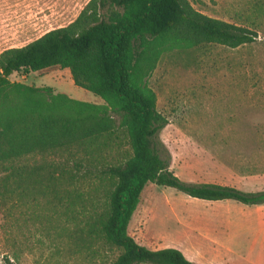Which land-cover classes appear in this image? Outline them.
I'll list each match as a JSON object with an SVG mask.
<instances>
[{"label":"rangeland","instance_id":"rangeland-1","mask_svg":"<svg viewBox=\"0 0 264 264\" xmlns=\"http://www.w3.org/2000/svg\"><path fill=\"white\" fill-rule=\"evenodd\" d=\"M89 1L0 0V54L68 26ZM186 1L257 38L235 49L204 44L160 56L147 80L166 121L157 142L169 156L170 171L185 183L264 191V0ZM9 79L103 105L57 66ZM117 145L92 159L85 150H54L21 161L38 170L25 190L12 180L7 184L0 264L114 261L118 251L105 246L97 228L112 189L100 168L116 164L121 150H128L125 141L119 151ZM128 234L150 250L177 249L193 264H264V205L203 201L149 184Z\"/></svg>","mask_w":264,"mask_h":264},{"label":"trees","instance_id":"trees-1","mask_svg":"<svg viewBox=\"0 0 264 264\" xmlns=\"http://www.w3.org/2000/svg\"><path fill=\"white\" fill-rule=\"evenodd\" d=\"M256 33L207 17L186 0H90L68 26L0 54V206L10 180L25 190L38 167L21 161L54 150H121L116 164L101 175L112 182L101 241L118 251L111 264H193L177 249L150 250L129 234L128 226L147 185L172 188L203 201L264 205V191L243 192L215 184H189L170 171L167 152L157 142L166 126L147 85L160 56L204 44L235 49ZM69 71L75 86L103 105L73 100L48 89L11 82L51 67ZM87 150V151H86ZM6 264H11L5 259Z\"/></svg>","mask_w":264,"mask_h":264}]
</instances>
